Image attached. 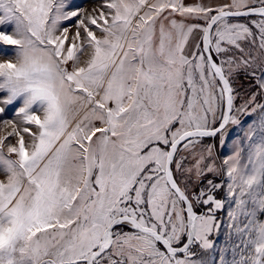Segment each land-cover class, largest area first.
<instances>
[{
    "label": "snow or ice",
    "instance_id": "obj_1",
    "mask_svg": "<svg viewBox=\"0 0 264 264\" xmlns=\"http://www.w3.org/2000/svg\"><path fill=\"white\" fill-rule=\"evenodd\" d=\"M66 3L0 0V113L20 102L28 134L0 138V264H203L226 200L202 141L240 124L239 71L258 122L223 163L247 251L219 264H264V0H111L73 36Z\"/></svg>",
    "mask_w": 264,
    "mask_h": 264
},
{
    "label": "rangeland",
    "instance_id": "obj_2",
    "mask_svg": "<svg viewBox=\"0 0 264 264\" xmlns=\"http://www.w3.org/2000/svg\"><path fill=\"white\" fill-rule=\"evenodd\" d=\"M111 0H67L66 3V11H78V16L73 17L66 22H62L61 28L68 27L69 28V36H73L76 31L77 21L80 18H84L87 22L88 17L98 18L101 11L105 13L108 12L106 5L110 3ZM188 3L187 1H185ZM241 22H245L241 19ZM9 31H11V26H4ZM95 28V26H92ZM7 51L8 55L5 56L3 53ZM13 58V50L12 47L9 46L7 48L0 46V62L4 59H12ZM257 75H260V70H256ZM232 86L234 88V94L236 95V99L234 101L235 110L233 115L240 121L239 125L229 124L226 126V131L224 133L225 144H220V136L218 135L215 138H204L202 144L207 146L211 145L213 148V160L209 161V163H214L217 167L219 176L222 177L221 183L224 184L223 196L221 199H225V207L223 210L217 213L218 219L222 220L221 228L219 229L218 234L214 232L210 235L209 239L213 241V247L208 250L200 249L197 246L194 251H197L195 256L196 259H201L203 264H219V258L221 255L225 254L226 260H232L233 258L239 259V255L243 249V251H247L244 249L243 243L247 241V235L241 236L236 233L234 229H230L228 227L229 217L227 215L228 209L230 206L234 207V204L231 205V199L226 197L227 186L226 182L228 181L227 177V166L224 165V160L227 159L230 155L234 154L235 147L237 144H240L244 151L241 153V164L247 163V145L249 141L244 136V132L247 131V126L252 124L253 122H258L259 110L256 113H252L251 107H249L246 111L241 109V105L244 104L245 99L251 96L253 92H256L255 81L252 78L250 72L245 73L244 71H239L234 74L232 78ZM4 93H0V97H3ZM257 102L264 103V96H257ZM22 106L20 102L14 103L12 106H7L6 111L4 113H0V138L8 137L5 140V147L3 152L5 155L7 154V146L11 143L14 146H18L17 141L18 137L14 134L12 136H8L10 132H12L13 124L16 125L17 130L21 131V134L25 136L26 141L28 138L27 133L22 132V128L27 126L23 123V118L18 115V108ZM255 105H252L254 107ZM0 107H5L0 104ZM32 130H35V125L29 126ZM11 158L15 159L16 157L13 155ZM220 180V178L218 179ZM261 197H264V185H261L259 189L254 188L248 196L249 200H259ZM261 220H264V216L259 217ZM243 219V218H241ZM242 226V225H241Z\"/></svg>",
    "mask_w": 264,
    "mask_h": 264
},
{
    "label": "flooded vegetation",
    "instance_id": "obj_3",
    "mask_svg": "<svg viewBox=\"0 0 264 264\" xmlns=\"http://www.w3.org/2000/svg\"><path fill=\"white\" fill-rule=\"evenodd\" d=\"M219 175H220V174H219ZM219 175H216V179H217L218 182H221L222 177H220ZM208 178H212V177L210 176V177H208ZM219 178H220V180H218ZM222 194H223V190H221V191L218 193L217 198H218V199H221V197L223 196ZM198 211H199V209H198ZM196 247H197V246H196ZM196 247L194 248V250L196 249ZM198 247H199V246H198ZM199 250H200V248H199ZM197 251H198V250H197ZM197 251H195L196 254H197Z\"/></svg>",
    "mask_w": 264,
    "mask_h": 264
},
{
    "label": "crops",
    "instance_id": "obj_4",
    "mask_svg": "<svg viewBox=\"0 0 264 264\" xmlns=\"http://www.w3.org/2000/svg\"><path fill=\"white\" fill-rule=\"evenodd\" d=\"M185 1H187L189 4L192 3V0H185ZM205 2H207V0H205ZM241 19H243V18H241Z\"/></svg>",
    "mask_w": 264,
    "mask_h": 264
}]
</instances>
